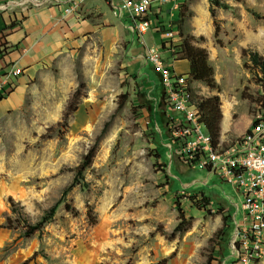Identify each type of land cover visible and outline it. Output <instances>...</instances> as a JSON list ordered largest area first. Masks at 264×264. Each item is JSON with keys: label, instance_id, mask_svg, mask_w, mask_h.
<instances>
[{"label": "rangeland", "instance_id": "obj_1", "mask_svg": "<svg viewBox=\"0 0 264 264\" xmlns=\"http://www.w3.org/2000/svg\"><path fill=\"white\" fill-rule=\"evenodd\" d=\"M183 3L172 23L171 4L152 9L151 28L139 34L103 0H86L70 27L93 28L64 37L51 63L23 82L20 97L0 102V264H264V238L259 256L250 243L242 247L243 197L234 186L170 161L164 90L150 62L157 52L189 75L190 66L175 65L169 53L180 33L207 50L217 88L189 82L195 97H218L221 112L231 106V124L223 131L222 117L220 137L232 144L264 114V76L243 56L251 50L264 57V0ZM19 4L1 8L21 17L53 5ZM76 91L77 110L65 123ZM93 145L92 165L72 186ZM52 208L43 229L29 236L28 226Z\"/></svg>", "mask_w": 264, "mask_h": 264}, {"label": "built area", "instance_id": "obj_2", "mask_svg": "<svg viewBox=\"0 0 264 264\" xmlns=\"http://www.w3.org/2000/svg\"><path fill=\"white\" fill-rule=\"evenodd\" d=\"M85 1L72 0L64 14H75ZM103 1L115 18H128L131 30H137L139 34L151 28L153 22L146 16L151 15L152 9L160 10L163 5L171 4L169 16L172 23L174 13L180 6L179 0ZM172 34L176 35L177 32ZM5 47V31L0 28L1 97L15 89L22 75V71L15 66L3 65ZM150 62L159 74L164 90L170 161L175 159L189 169L201 168L234 186L243 197L240 210L246 228L240 233L242 247L246 248L250 243L259 256L264 238V114L257 115L250 132L232 144L225 146L222 137L213 144L210 134L203 131L206 128L201 123L188 77L175 74L157 52L151 54Z\"/></svg>", "mask_w": 264, "mask_h": 264}, {"label": "crops", "instance_id": "obj_3", "mask_svg": "<svg viewBox=\"0 0 264 264\" xmlns=\"http://www.w3.org/2000/svg\"><path fill=\"white\" fill-rule=\"evenodd\" d=\"M26 1L31 0H0V28L5 31L6 42L2 63L5 67L15 66L22 71L15 89L9 95L3 96L1 103L9 102L10 104L17 96L20 97L21 94L18 91L24 85L23 82L39 71L37 69L39 64L51 63L52 49L62 47L64 37H75L77 39L85 31L93 28V25L88 23L70 27V24H73L71 21H75L74 14L65 15L64 10L72 0H43L51 2L53 5L34 9L29 15L21 17L19 16L20 13H23L21 11L14 14V11L1 8V6L6 7L10 3L19 4L17 2H20V4L15 6L20 8L21 3L24 4ZM43 1L40 3L38 0H33L34 5L38 6L45 3ZM168 65L177 75H181L176 72L177 69L178 71H185L179 66L176 69L173 64L168 63ZM175 65H177L176 62ZM186 66L188 67V64ZM3 112L4 110L0 113V120L3 117ZM227 129L223 128V131Z\"/></svg>", "mask_w": 264, "mask_h": 264}, {"label": "trees", "instance_id": "obj_4", "mask_svg": "<svg viewBox=\"0 0 264 264\" xmlns=\"http://www.w3.org/2000/svg\"><path fill=\"white\" fill-rule=\"evenodd\" d=\"M185 0H179L180 6L183 5ZM220 5H216V8H220ZM212 17H215V12L212 11ZM176 19H181V13L178 12L176 14ZM157 26L160 23V19L156 16L155 17ZM157 28V27H156ZM165 28V27H164ZM171 25L170 32L174 33L179 31L177 28ZM159 34V31H156ZM193 38L189 36H183L180 33V41L177 43L171 42V50L170 55L174 62L179 63H186L190 66V74L187 75L189 81L193 78V81L199 82L206 87L214 90L217 88V84L215 81V70L211 65L210 58L208 55L207 50L204 48H200L192 43ZM167 42L161 40V47L165 49V45ZM243 56H247L249 61L257 67L262 75L264 76V57L259 56L256 51L247 50L243 52ZM263 85V93H264V83L261 82ZM1 97V96H0ZM79 92L76 91L66 108L63 120L65 123L68 121L71 114H73L77 110L78 101H79ZM2 97L0 98V101ZM194 103L198 107L201 116V123L206 128L207 132L210 134L213 144L217 143L218 138L220 137V123L222 120V112L220 109L219 98L214 97L211 99H202L195 97ZM260 109H264V97L262 101L259 102ZM263 111V110H262ZM259 112V111H258ZM60 126V125H59ZM250 130L247 132L249 133ZM97 147L93 145L89 148L86 155L82 158L80 164L74 169V180L72 186L80 185V181L83 180V174L87 169L90 168L92 165L93 159L96 155ZM10 204L12 209L14 210L13 201L10 199ZM67 211H71L70 206L67 204L65 205ZM54 214V208L51 209V212L45 216L40 223L35 226H28L27 234L29 236H34L36 233L43 229V226L51 219ZM227 230L228 225L224 226ZM224 228V229H225Z\"/></svg>", "mask_w": 264, "mask_h": 264}, {"label": "bare ground", "instance_id": "obj_5", "mask_svg": "<svg viewBox=\"0 0 264 264\" xmlns=\"http://www.w3.org/2000/svg\"><path fill=\"white\" fill-rule=\"evenodd\" d=\"M230 109H231V106L227 103H225L222 107V113H223L222 125H223V128H229V126H230V121H231Z\"/></svg>", "mask_w": 264, "mask_h": 264}]
</instances>
